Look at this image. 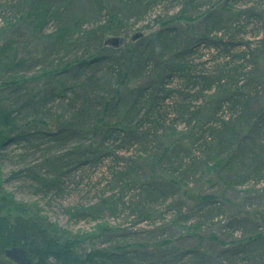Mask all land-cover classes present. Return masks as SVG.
Here are the masks:
<instances>
[{
  "label": "rangeland",
  "instance_id": "obj_1",
  "mask_svg": "<svg viewBox=\"0 0 264 264\" xmlns=\"http://www.w3.org/2000/svg\"><path fill=\"white\" fill-rule=\"evenodd\" d=\"M80 2L86 10L82 29L88 37L80 41L85 44L78 46L76 55H64L63 61L73 55L97 53L96 27L103 28L101 42L108 36L129 39L142 32L141 43L155 45V54H162L165 62H187L192 80L205 78L206 83L187 85L177 75L163 73L162 78L169 77L167 85L181 96L161 100L156 113L163 118L157 124L151 110L143 112L142 105L135 107L131 100L112 118L129 124L134 137L143 136L153 125L147 137L149 145L136 147L121 137L82 138L80 152L95 151L99 160L81 162L82 167L69 172L62 166L73 160V144L55 147L49 153L44 151L46 145L32 151L27 144L8 142L0 152V225L23 216L40 229L49 228L71 247L75 257L82 259L94 251L110 255L99 264H115L114 259L123 264H169L174 253L200 247L204 249H198L191 263L227 264L229 260L224 262L220 256L225 250L228 257L234 251L235 257L246 255L241 251L248 249L249 239L264 237V0H145L144 17L136 13L140 18L123 21L108 16L118 15L119 4L125 0ZM44 4V0H0V46L12 43L22 56L34 51L36 44L50 43L48 36L57 29L56 23L40 28L33 18ZM139 9L143 13V8ZM159 31L165 37L175 35L176 40L157 37ZM158 43H174V52L169 53L166 47L163 51ZM185 48L193 53L182 62L177 53ZM47 63L39 66V62H31L22 71L13 72L0 60V85L15 78L30 81ZM130 78L131 86L138 81L136 89L156 76L145 73ZM22 86L19 96H8L9 102L11 98L19 103L27 100L24 97L32 89H44L45 83L40 80ZM184 94L195 117L191 126L175 113L185 110ZM22 115L27 117L28 110ZM127 166L132 167L137 187L150 184L169 197L184 191L214 195L219 202L217 212L201 227L167 209L171 203L167 198L152 203L155 216L140 220L130 201L134 192L113 179ZM210 235L222 245L209 239L199 245L200 237ZM163 241L170 243L162 245ZM255 249L262 250L258 255L264 256V244ZM201 254L207 258L200 259ZM258 258L246 259L249 264H264ZM0 264H8L6 258H0Z\"/></svg>",
  "mask_w": 264,
  "mask_h": 264
},
{
  "label": "trees",
  "instance_id": "obj_2",
  "mask_svg": "<svg viewBox=\"0 0 264 264\" xmlns=\"http://www.w3.org/2000/svg\"><path fill=\"white\" fill-rule=\"evenodd\" d=\"M44 2V8L39 12L36 10L33 18L37 22V27L40 28L48 22L56 23L57 29L48 36L50 43L36 44L37 47H34V51H28L22 56L17 53L16 47H13L12 43H4L0 46V60L4 61L3 66L5 68L9 66L13 72L22 71L31 62H33L32 65H37L39 62V66L43 61L49 62L43 68L41 67L39 73L30 81L15 78L0 85V152L11 141L27 144L32 151L38 145H46L44 151L49 153L55 147L63 146L64 148V146L73 144L76 146L70 153L73 160L62 166L69 172L76 167H82L81 162L86 161V164H90L91 161L93 163L98 159V153L95 151H91V153L80 152L82 138L101 135L103 140H109L113 137H121L125 141L129 140L131 142L129 144L136 147H147L149 145V138L147 137L148 134H152L153 125L149 124L151 127L146 129L143 136L138 137L136 135L134 137L130 136L131 127L129 124L112 120L127 105V100H131L135 107L142 105L143 112L147 113L151 110L157 124L163 118L162 115L160 117L156 113L161 100L166 96H175L176 98L179 97L176 94L181 96L180 91L169 87L165 82L170 76L177 75L178 80L187 85L196 86L199 84L202 86L206 83L205 78L200 81L192 80L190 75L192 68L187 65V62L184 65L176 64V59H173L172 62H165L162 54H155V45L141 43L143 37L135 42L125 43L119 49L104 47L103 40L101 42L104 35L102 27L100 30L96 27L98 34H94L97 53L75 56L74 51H77L78 46L85 44L80 43V41L82 42L88 37L86 30L82 29L86 17L85 8L81 5L80 0H44ZM144 2L145 0H125L122 5L119 4L121 7L119 14L110 13L108 17L118 21L130 20L133 16H141L142 18L147 13L145 7L142 6ZM139 8H143V13ZM136 13H139V16ZM162 34L163 32L159 31L157 37L170 42L176 40L175 35L165 37ZM158 44L163 51L168 48L166 51L174 52L171 47V44L174 43ZM104 52L106 55H102ZM192 53L190 48H185L179 51L177 55L180 56L182 62H185ZM70 54L75 55L63 61L64 55L67 57ZM59 57L61 59H58ZM54 61L58 63L52 64ZM165 64L167 65L164 67ZM166 72H168L169 77L162 78V74ZM145 73L153 74V77L155 75L156 79L152 80L151 78L146 85L138 84L136 89L134 86L138 81L132 83V86L130 85V77ZM40 80H44V89H32L31 93L24 97L27 100L21 103L12 98L9 102L8 96L10 94L18 95L22 91L23 84L38 83ZM6 91H9V94ZM184 96L181 101L182 104L186 103L185 110L175 113L176 117L183 118L191 126L195 117L188 106V95L184 94ZM25 109L28 110L27 117L22 115ZM20 124L24 126L22 127ZM35 142L37 143L33 145ZM106 152L110 154L111 146L107 148ZM120 159L128 162L121 157ZM115 178H117V183L123 185L124 188L127 187L126 190L131 193L134 192L131 194L130 201L135 204L133 208L138 214L137 217L143 221L150 220L152 216H155L152 203L159 199L165 201L167 198H171V203L167 209L175 210L176 214L187 217L186 220L198 222L197 224L201 227L206 223L208 217L213 216V213L217 212L218 209L217 204L219 202L215 201L214 195L200 196L192 191H184L180 195L169 197L164 194V191L162 192L150 184L143 183L137 187L135 182L138 180L134 177L132 167L119 171L113 179ZM163 227L164 225L159 226V228ZM205 239L222 245L215 235L200 237L199 245ZM167 243L170 241H163L161 244L166 245ZM255 244L257 245L254 246ZM263 244L264 237L257 235L249 239L248 244H246L248 249L244 252L241 251L242 254L246 255L235 257L236 252L234 251L232 257H228L225 250L221 252L220 256L224 258V262L229 260L227 264H249L246 258L255 260L258 257H260L258 258L259 263H264V256L258 255V252L262 250L255 249L262 247ZM12 246L25 249L35 264H99L105 258L110 259V255L101 251H94L82 259L75 257L71 247L63 243L58 237L53 236L49 228L40 229L31 220L23 216L15 217L10 222H4L0 225L1 259H5L4 250ZM198 249L204 248H195L192 252H184V250L177 252L179 258L176 257L177 253H174V257L168 263L197 264L199 262H191L197 258ZM94 258L97 262L94 261ZM206 258L204 254H201L200 259ZM118 260L114 259L111 262L123 264V261ZM6 262L13 264L7 259Z\"/></svg>",
  "mask_w": 264,
  "mask_h": 264
},
{
  "label": "water",
  "instance_id": "obj_3",
  "mask_svg": "<svg viewBox=\"0 0 264 264\" xmlns=\"http://www.w3.org/2000/svg\"><path fill=\"white\" fill-rule=\"evenodd\" d=\"M142 32H136L129 39L121 36H108L103 39V46L113 49L121 48L125 43L135 42L143 37ZM4 256L6 259L12 261L15 264H35L30 258L27 251L22 247L12 246L4 250Z\"/></svg>",
  "mask_w": 264,
  "mask_h": 264
}]
</instances>
